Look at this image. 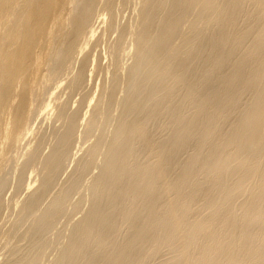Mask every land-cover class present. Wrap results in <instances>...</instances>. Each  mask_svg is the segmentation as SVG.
<instances>
[{"label": "bare ground", "instance_id": "obj_1", "mask_svg": "<svg viewBox=\"0 0 264 264\" xmlns=\"http://www.w3.org/2000/svg\"><path fill=\"white\" fill-rule=\"evenodd\" d=\"M0 264H264V0H0Z\"/></svg>", "mask_w": 264, "mask_h": 264}]
</instances>
